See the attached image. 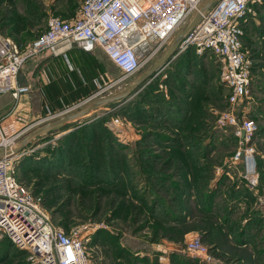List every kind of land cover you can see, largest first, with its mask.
<instances>
[{"label": "rangeland", "instance_id": "rangeland-1", "mask_svg": "<svg viewBox=\"0 0 264 264\" xmlns=\"http://www.w3.org/2000/svg\"><path fill=\"white\" fill-rule=\"evenodd\" d=\"M81 1L0 0V34L24 48L43 33L49 15L70 18ZM261 6L243 24L251 92L241 105L258 124L254 141L259 149L264 148ZM193 15L135 74L119 79L120 70L113 67L114 78L101 79L94 97L78 101L79 107L65 115L98 100L108 102L42 135L31 134L39 129L34 126L20 137L27 141L16 164L17 179L40 198L56 225L86 234L95 264H264V224L255 225L254 216L264 218L253 193L238 187L237 167L230 163L237 140L231 131L223 133L216 126L219 113L228 106L216 57L208 51L197 53L193 47L177 49L138 83L185 33ZM150 47L138 50L141 58ZM11 105L0 115V148L12 130L33 121L14 113ZM19 116L24 121H17ZM260 179L264 189V172ZM215 189L219 193L212 205ZM240 195L244 198L238 204ZM227 212H232V240L243 236L254 248L253 255L241 248L242 243L229 244L224 235L227 227L214 222ZM246 221L252 230L245 227ZM197 234L209 248V260L183 249L185 236ZM0 264H29L27 253L0 240Z\"/></svg>", "mask_w": 264, "mask_h": 264}, {"label": "built area", "instance_id": "built-area-1", "mask_svg": "<svg viewBox=\"0 0 264 264\" xmlns=\"http://www.w3.org/2000/svg\"><path fill=\"white\" fill-rule=\"evenodd\" d=\"M204 1L82 0L70 18L49 15L43 33L24 48L11 37L0 34V93L10 92L18 98L26 92L28 87L16 82L23 63L41 50L61 45H75L87 52L98 47L120 70L119 79L130 77L190 16L198 14L194 25L184 33L178 51L193 47L197 53L208 51L216 57L219 80L227 88L228 103L219 113L216 126L223 133L234 134L237 146L230 163L237 167L238 187L253 193L254 203L264 218V190L260 191L264 148L259 149L254 141L260 129L241 109L251 92V60L242 44L243 24L264 0ZM150 45V52L141 58L138 50ZM81 103L55 112L46 108L44 116L22 129L12 130L9 141L0 148V240L7 239L17 249L26 251L29 264H95L89 257L86 234L74 229L67 232L56 225L40 198L16 177V164L25 149L14 147L25 139H20L24 132L64 116ZM17 121L24 120L19 116ZM183 243L187 254L201 260L211 258L208 246L198 234L184 238Z\"/></svg>", "mask_w": 264, "mask_h": 264}, {"label": "crops", "instance_id": "crops-1", "mask_svg": "<svg viewBox=\"0 0 264 264\" xmlns=\"http://www.w3.org/2000/svg\"><path fill=\"white\" fill-rule=\"evenodd\" d=\"M261 7V5H256L255 9L259 10ZM106 60L110 61V63ZM113 67H115V64L98 47L89 52L83 51L75 45H61L56 49L41 50L31 58L29 63L22 65V71L17 76V84L27 86L28 90L21 93L18 98H12L9 92L0 93V115L12 104L14 113L25 116L32 121L40 117L41 113L46 111V108L55 112L67 107V105L78 103V101L91 97L99 90L101 79L104 81L105 78L107 80L114 78ZM263 172L264 169L260 166V173ZM260 190L264 189L260 188ZM218 193L217 189L212 193V205L217 203L215 195ZM243 198V195L238 197V204L243 202ZM230 210L233 211V209ZM231 213L227 212L223 218L214 220L216 225L223 228L224 226L227 227V233L224 235H226V240L229 244H233L232 236L235 235L230 232L229 227V224L232 223ZM210 214L208 213V215ZM242 215L246 214L243 212ZM256 217L255 225L258 226V223L264 224V221L260 220L259 215L254 216V218ZM250 221H246L245 227L252 230L253 225L247 227L251 223ZM237 234L239 232H236V236ZM187 235L185 238H187ZM243 239V236L240 239L237 238L234 243L237 246L242 243L241 248L251 252L253 255L255 253L254 248ZM211 244L215 245L213 242ZM215 247L219 250L217 244Z\"/></svg>", "mask_w": 264, "mask_h": 264}, {"label": "water", "instance_id": "water-1", "mask_svg": "<svg viewBox=\"0 0 264 264\" xmlns=\"http://www.w3.org/2000/svg\"><path fill=\"white\" fill-rule=\"evenodd\" d=\"M198 19V14L194 15L193 19L191 20V22L189 23V25L187 26V29L186 31L191 28L194 23L196 22V20ZM185 31V32H186ZM184 33H180L177 38L174 40V42L169 46V48L166 50V52L164 53V55L161 57V59L159 60V62L153 66L147 73H145L143 75V77L141 79H139L138 83L140 81H142L144 78L148 77L152 72L155 71V69L157 67H159L162 63H164L171 55L174 54V52L178 49V46L182 40V37H183ZM110 99H102V100H98L96 102H93L91 104H89L88 106H86V108H84L82 111H78L76 113H73V114H70V115H65V116H62V117H59L58 119H55L49 123H47L46 125H43L41 126L39 129H37L36 131H33L31 134L33 135H37L39 133H41L42 131L44 130H49L51 128H54V127H58V126H62L66 123H69L71 122L73 119L75 118H78L79 115H83L85 113H87L88 111L90 110H93L95 108H97L98 106H100L101 104H104L106 102H108ZM26 139L23 140L21 142L20 145H18V148H16V150H19L21 148H23V146L25 145L26 143Z\"/></svg>", "mask_w": 264, "mask_h": 264}, {"label": "trees", "instance_id": "trees-1", "mask_svg": "<svg viewBox=\"0 0 264 264\" xmlns=\"http://www.w3.org/2000/svg\"><path fill=\"white\" fill-rule=\"evenodd\" d=\"M211 199H212V195L210 196V203H211ZM178 214H179V212H178ZM3 241H6V242H8V244H11V245H13L9 240H7V239H4ZM14 246V245H13Z\"/></svg>", "mask_w": 264, "mask_h": 264}, {"label": "bare ground", "instance_id": "bare-ground-1", "mask_svg": "<svg viewBox=\"0 0 264 264\" xmlns=\"http://www.w3.org/2000/svg\"><path fill=\"white\" fill-rule=\"evenodd\" d=\"M64 116H65V115H64ZM61 117H62V116H61ZM57 119H58V118H57ZM53 120H55V119H53ZM53 120H50L49 122H51V121H53ZM49 122H48V123H49ZM46 124H47V123H46ZM46 124H42V125H40L39 127H36V128H40L41 126L46 125ZM13 147H14V146H13ZM16 148H18V146H15V147H14V149H16Z\"/></svg>", "mask_w": 264, "mask_h": 264}]
</instances>
